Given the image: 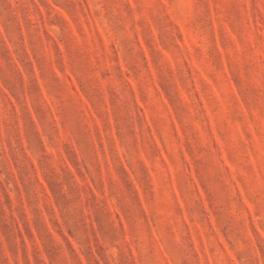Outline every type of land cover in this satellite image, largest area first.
Returning a JSON list of instances; mask_svg holds the SVG:
<instances>
[{
    "label": "rangeland",
    "instance_id": "obj_1",
    "mask_svg": "<svg viewBox=\"0 0 264 264\" xmlns=\"http://www.w3.org/2000/svg\"><path fill=\"white\" fill-rule=\"evenodd\" d=\"M0 264H264V0H0Z\"/></svg>",
    "mask_w": 264,
    "mask_h": 264
}]
</instances>
